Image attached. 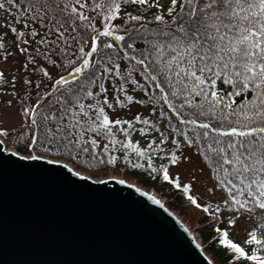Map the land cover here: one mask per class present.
<instances>
[{
	"label": "snow or ice",
	"instance_id": "6c2138e0",
	"mask_svg": "<svg viewBox=\"0 0 264 264\" xmlns=\"http://www.w3.org/2000/svg\"><path fill=\"white\" fill-rule=\"evenodd\" d=\"M193 156L211 203L171 171ZM121 163L223 220L228 264H264V0H0V169L95 191Z\"/></svg>",
	"mask_w": 264,
	"mask_h": 264
},
{
	"label": "water",
	"instance_id": "95a60500",
	"mask_svg": "<svg viewBox=\"0 0 264 264\" xmlns=\"http://www.w3.org/2000/svg\"><path fill=\"white\" fill-rule=\"evenodd\" d=\"M102 180L87 181L92 191L54 175L0 169V264H210L152 195Z\"/></svg>",
	"mask_w": 264,
	"mask_h": 264
},
{
	"label": "rangeland",
	"instance_id": "374dc122",
	"mask_svg": "<svg viewBox=\"0 0 264 264\" xmlns=\"http://www.w3.org/2000/svg\"><path fill=\"white\" fill-rule=\"evenodd\" d=\"M191 151V150H189ZM26 154V153H25ZM199 160L193 156L192 163L184 162L181 164L178 168L173 166L171 171L172 173L179 172L180 174V180L182 183H189L190 177L193 175L196 177L195 181L192 183V193L195 194L197 199L200 203H211L209 199V194L207 193L206 189L210 186V181L208 180V169L205 167L203 172L200 171V168H194L193 164H199ZM79 170V169H78ZM109 175H114L116 178H125L127 183L133 184L136 187L147 191L151 194H154L157 199H159L163 205L171 211L188 229L189 232H191L195 238L199 241L200 247L202 248L205 255L210 259V261H214L215 264H220L218 261H216L211 253H209L204 248V243L201 240L200 236V230L203 225V213L200 209L196 208L189 200L183 199L181 201V206L179 209H173V207L170 206L171 198L166 196L164 193L165 191L161 192L154 189V188H146L141 185H139L135 180L126 177L124 173V169H118L113 171L112 169H108ZM108 176L101 175L99 177H94V180H102L106 179ZM212 219V218H209ZM208 219V220H209ZM245 226V221L241 220L240 223L236 226V228L233 230V235L236 237V239H242L244 236L243 228ZM204 248V249H203Z\"/></svg>",
	"mask_w": 264,
	"mask_h": 264
},
{
	"label": "trees",
	"instance_id": "16d2710c",
	"mask_svg": "<svg viewBox=\"0 0 264 264\" xmlns=\"http://www.w3.org/2000/svg\"><path fill=\"white\" fill-rule=\"evenodd\" d=\"M118 169H124V173L126 177L135 180L139 185L143 187L154 188L160 192L162 188L163 189L162 191H165L164 194L169 198H171L170 206L173 207V209H179L181 206V201L183 199L188 200L187 195L183 193L182 189H177L175 188L174 185L170 184L169 182L163 181L162 176H158L155 180H153L143 170H132L129 168L126 171L123 163L120 164ZM189 194L195 196V194L192 193L191 188ZM197 201L198 203H200L198 199ZM202 213L204 215L203 224L205 225H203L200 230V236L202 242L204 243L205 250L211 253L213 258L216 261H218L220 264H228V259H229L228 253L223 250V247L221 245L216 243L217 234L215 232V228L217 226L223 227V220H221L219 224H216L212 221V219H209L212 218L211 215H209L208 213H204L203 211Z\"/></svg>",
	"mask_w": 264,
	"mask_h": 264
},
{
	"label": "bare ground",
	"instance_id": "6f19581e",
	"mask_svg": "<svg viewBox=\"0 0 264 264\" xmlns=\"http://www.w3.org/2000/svg\"><path fill=\"white\" fill-rule=\"evenodd\" d=\"M147 192V191H146ZM147 193H149V192H147ZM150 195H154V194H151V193H149ZM155 196V195H154ZM157 198V197H156ZM159 200V199H158ZM191 233V232H190ZM195 240V239H194ZM196 241V240H195Z\"/></svg>",
	"mask_w": 264,
	"mask_h": 264
}]
</instances>
